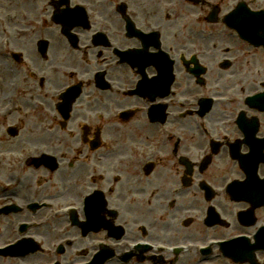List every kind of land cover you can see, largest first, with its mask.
Wrapping results in <instances>:
<instances>
[{"label":"flooded vegetation","instance_id":"obj_1","mask_svg":"<svg viewBox=\"0 0 264 264\" xmlns=\"http://www.w3.org/2000/svg\"><path fill=\"white\" fill-rule=\"evenodd\" d=\"M239 1L264 10V0H0V208H18L0 214V248L33 246L23 259L1 255L0 264H31L37 252L40 264L99 261L108 249L96 241L118 264L122 242L173 248L254 236L264 206L251 209L227 191L245 178L233 159V150H249L238 118L257 119L264 138V112L244 103L264 80V49L229 27ZM222 97L228 102L203 111L207 98ZM70 205L79 221L95 212L100 228L71 224ZM245 211L250 223L240 221ZM131 257L210 264L216 250L201 261L193 249Z\"/></svg>","mask_w":264,"mask_h":264},{"label":"rangeland","instance_id":"obj_2","mask_svg":"<svg viewBox=\"0 0 264 264\" xmlns=\"http://www.w3.org/2000/svg\"><path fill=\"white\" fill-rule=\"evenodd\" d=\"M33 172V176L34 177H39V174L37 173V172H35V171H32ZM49 177H53V175H49ZM46 179V178H45ZM65 179H68V178H66L65 177ZM69 180V179H68ZM45 188H47V187H45ZM48 189L50 190V189H52L51 188V185H50V187H48ZM68 196H70V194H67L65 197H67L68 198ZM39 199V198H38ZM66 198H64V199H62V200H65ZM23 200H27V198H23ZM0 226H2V227H6L5 226V224H4V222L3 221H1L0 222ZM6 236L5 237H8V235L7 234H5ZM58 237H54L52 240H50L49 241V243L47 244L48 246H50L51 244H52V242H53V240H55V239H57ZM74 246V244H73V242L71 243V246L68 248V250H67V253L64 255V257L66 258V257H71L73 254H74V248L75 247H73ZM49 259V258H48ZM48 259H46V260H48ZM44 261V259H43V255L40 253V252H37V254L35 255V258H33V259H31V264H40V263H42ZM221 264H228V263H226V262H223V263H221Z\"/></svg>","mask_w":264,"mask_h":264}]
</instances>
